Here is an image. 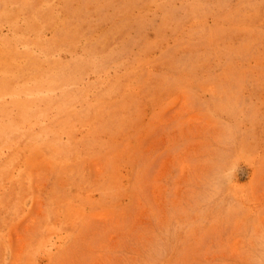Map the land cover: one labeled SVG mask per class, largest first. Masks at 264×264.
Returning <instances> with one entry per match:
<instances>
[{
  "label": "rangeland",
  "instance_id": "374dc122",
  "mask_svg": "<svg viewBox=\"0 0 264 264\" xmlns=\"http://www.w3.org/2000/svg\"><path fill=\"white\" fill-rule=\"evenodd\" d=\"M0 264H264V0H0Z\"/></svg>",
  "mask_w": 264,
  "mask_h": 264
},
{
  "label": "clouds",
  "instance_id": "9594fccd",
  "mask_svg": "<svg viewBox=\"0 0 264 264\" xmlns=\"http://www.w3.org/2000/svg\"><path fill=\"white\" fill-rule=\"evenodd\" d=\"M236 169H237V167L233 169V173H235Z\"/></svg>",
  "mask_w": 264,
  "mask_h": 264
}]
</instances>
